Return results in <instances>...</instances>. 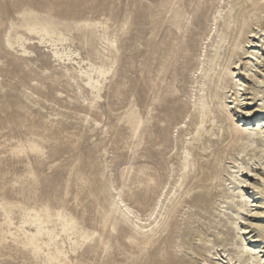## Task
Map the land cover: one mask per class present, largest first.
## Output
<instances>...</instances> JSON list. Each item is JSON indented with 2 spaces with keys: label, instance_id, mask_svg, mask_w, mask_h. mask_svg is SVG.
Wrapping results in <instances>:
<instances>
[{
  "label": "rangeland",
  "instance_id": "obj_1",
  "mask_svg": "<svg viewBox=\"0 0 264 264\" xmlns=\"http://www.w3.org/2000/svg\"><path fill=\"white\" fill-rule=\"evenodd\" d=\"M216 7L217 0H0V264H46L23 246L22 233L18 232L16 238L7 234L6 217L19 226L26 208L53 218L58 211L69 214L77 224V238L81 241L82 231L89 235L90 241L81 242L78 251L70 253L73 263L76 257L85 258L88 253L93 261L106 264H156L163 255L173 254L170 243L177 234L184 244L177 255L190 254L191 248L198 253L196 235L204 240L198 230L211 234L216 243L234 242V232L225 220L216 226L225 234L222 239L217 240L213 229H209L219 219L214 217L215 202L222 200L224 188L214 180L200 191L204 203L192 210L196 216L172 218L154 248H135L132 253L125 240L130 229L110 231V221L103 211L109 192L99 175L106 162L115 186H120L121 175L124 177V201L140 214L151 208L171 163H177L175 154L181 142L173 140L177 136L175 126L188 122L184 111L200 36L207 32ZM31 18L60 26L69 39L62 43L61 51L84 69L90 64L111 69L101 92L100 113L95 114L103 126H109L106 134L99 129L80 131L76 123L85 113L76 114L74 107L61 110L70 122L66 125L67 136L56 130L43 131L37 119L20 109L22 84L38 82L47 88L43 98L50 102L55 90L72 96L56 79L63 65L55 60L49 45L58 44L57 38L45 36L50 43L47 46L25 45L29 52L26 56L18 47H7L11 31L14 37L21 34L34 38L17 28ZM23 63L28 68L24 69ZM158 93L166 98L156 99ZM249 93L247 90L250 99ZM44 107L50 111V105ZM259 115L264 117V107ZM228 163L230 160L225 159L224 167ZM206 164L198 162V166ZM196 174L203 176L199 168ZM151 176L154 180L149 182ZM223 176L227 177L225 173ZM247 193L259 201L257 190L250 188ZM55 225L59 230L60 222ZM245 237L251 241L255 232ZM62 238L69 249L68 237ZM101 240L107 243L104 251L99 249ZM261 242L250 246H263ZM227 249L234 251L232 245ZM200 254L185 259L200 260Z\"/></svg>",
  "mask_w": 264,
  "mask_h": 264
},
{
  "label": "bare ground",
  "instance_id": "obj_2",
  "mask_svg": "<svg viewBox=\"0 0 264 264\" xmlns=\"http://www.w3.org/2000/svg\"><path fill=\"white\" fill-rule=\"evenodd\" d=\"M17 28L34 37L35 42L21 34L14 37V31H11L6 45L9 49L20 48L24 56L29 54L25 45L47 46L50 43L45 36L57 38L59 45L52 43L49 46L52 47L55 60L62 63L63 67L58 69V76H54L72 95L55 90L51 93L53 99L50 102L43 98L47 88L38 82L22 84L20 94L23 103L20 109L37 119L43 131L56 130L67 136L69 131L66 125H70V122L61 110L74 107L76 114L85 113L84 118L76 123L80 131L86 128L89 132L99 129L101 134H106L109 126H103L95 114L100 113L101 92L111 69L94 64L84 69L70 55L64 54L61 51L62 43L69 39L56 24L41 18H31ZM22 66L28 68L26 63ZM192 76L188 105L184 111L188 122H178L175 126L177 136H173L174 142H181L175 154L177 163H171L167 179L158 186L159 192L147 212L140 214L124 201V177L121 175V185L115 186L112 170L106 162L103 164L99 175L109 192L103 211L110 221V231L118 228L123 231L124 227L130 229L125 240L132 253L135 248L139 251L154 248L159 237L172 224V218L184 214H188L187 218L196 216L192 210L204 203L200 191L218 180L224 187L222 200L215 202L217 216L214 217L219 219L214 225L210 221L207 223L218 240L225 234L216 226H221L222 220H225V224L234 232V242L224 244L221 240L216 243L211 234L198 230V235H203L204 239L196 235L195 240L200 243L196 247L199 252L191 248L190 254L179 256L177 254L184 244L179 240L182 236L177 234L170 243V247L174 248L173 254L163 255L156 264H264V117L260 118L259 115L264 107V0H217L209 28L200 36L199 55ZM249 80H253V83L249 84ZM247 90L250 91V99ZM155 98L165 99L166 96L158 93ZM253 102L257 104L251 106ZM46 103L50 105V111L44 107ZM158 120L162 122L160 118ZM230 152H234L235 156ZM240 158H244V161ZM225 159L230 160L226 167L223 165ZM199 161L209 165L198 166ZM197 167L202 171V177L196 174ZM148 180L150 182L154 178L151 176ZM246 188L257 190L259 201L251 199ZM22 217L19 226L9 216L6 217L7 234L16 238L18 232L22 233L23 246L42 262L106 264L93 261L88 253L85 258L76 257L73 263L70 253L75 254L81 242L91 239L83 231L79 233L81 241L77 238L74 232L77 224L69 214L58 211L53 218L34 208H26ZM56 221L61 224L59 230ZM250 232H255V237L247 241L245 234ZM62 235L68 237L69 249ZM258 240L262 241L263 246H250ZM106 244L105 240H101L99 249L106 250ZM230 245L234 251L227 249ZM200 252V260L185 259L187 255H198Z\"/></svg>",
  "mask_w": 264,
  "mask_h": 264
}]
</instances>
